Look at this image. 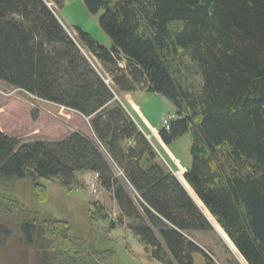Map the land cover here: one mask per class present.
I'll return each mask as SVG.
<instances>
[{"label":"trees","instance_id":"trees-1","mask_svg":"<svg viewBox=\"0 0 264 264\" xmlns=\"http://www.w3.org/2000/svg\"><path fill=\"white\" fill-rule=\"evenodd\" d=\"M112 42L79 28L76 41L41 0H0V81L88 118L93 137L21 142L0 131V264H116V251L68 220L38 210L41 181L65 191L96 172L128 229L161 264H194V232L214 225L238 260L264 264V0H83ZM111 76L106 84L81 53ZM124 60L126 74L117 63ZM187 62V63H186ZM193 72L197 83L187 79ZM159 93L174 107L168 144L189 132L181 181L161 162L113 91ZM111 161L139 196L114 177ZM28 184L29 206L19 196ZM86 225L109 221L98 202ZM115 222L111 220L107 231ZM31 256V257H30Z\"/></svg>","mask_w":264,"mask_h":264},{"label":"rangeland","instance_id":"rangeland-1","mask_svg":"<svg viewBox=\"0 0 264 264\" xmlns=\"http://www.w3.org/2000/svg\"><path fill=\"white\" fill-rule=\"evenodd\" d=\"M41 1L54 13L64 30L75 41L78 35L75 29L79 28L100 45L106 48L112 46L110 38L99 25V16L102 11L89 12L83 0ZM80 50L86 59H89L95 66L104 82L113 85L111 76L97 58L83 47ZM117 65L123 70L120 73L126 74L125 61L120 60ZM187 79L192 83H197L199 80L196 73L193 72L187 74ZM113 92L115 101L125 108L136 127L154 147L161 162L181 181L182 174L190 165L191 135L187 132L168 144L164 143L158 135V130L160 128L168 130L170 122L175 118L174 107L171 102L159 93H147L139 87L132 91L118 90ZM166 118L169 120L167 124H164L163 120ZM0 131L20 138L21 142L57 141L72 132H81L93 137L88 118L71 109L40 100L1 81ZM104 156L108 163L110 162L114 177L120 180L137 207L140 208L139 196L124 180L122 170L111 161L107 154L104 153ZM41 184L44 186L46 199L36 204L38 210L68 220L77 229L80 228L84 236L91 241L98 243L102 238L116 251V264H161L149 258L141 244L132 236L128 229L132 220L121 213L112 190L102 186L98 173H78L76 182L70 186V191H65L50 181H41ZM18 185L25 186L24 192L19 198L29 206L28 184L21 182ZM95 201H98L105 209L109 221H99L96 226L89 227L85 223L86 207L88 203ZM111 220L115 222V225L109 232L107 227ZM212 226L211 231L194 232V242L212 258L213 264H228V259H231V256L238 260L227 246L222 234L214 225ZM193 259L194 264H205L202 254H194Z\"/></svg>","mask_w":264,"mask_h":264},{"label":"built area","instance_id":"built-area-1","mask_svg":"<svg viewBox=\"0 0 264 264\" xmlns=\"http://www.w3.org/2000/svg\"><path fill=\"white\" fill-rule=\"evenodd\" d=\"M167 122H168V119L167 118L163 120V123L164 124H167ZM166 127H167V125H166Z\"/></svg>","mask_w":264,"mask_h":264},{"label":"bare ground","instance_id":"bare-ground-1","mask_svg":"<svg viewBox=\"0 0 264 264\" xmlns=\"http://www.w3.org/2000/svg\"><path fill=\"white\" fill-rule=\"evenodd\" d=\"M169 120V119H168ZM94 191V190H93ZM31 257V256H30Z\"/></svg>","mask_w":264,"mask_h":264}]
</instances>
